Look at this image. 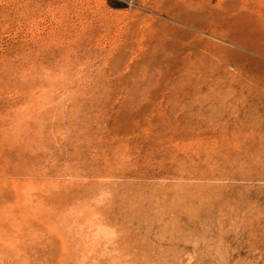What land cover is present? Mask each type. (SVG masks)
I'll list each match as a JSON object with an SVG mask.
<instances>
[{"label": "rangeland", "instance_id": "1", "mask_svg": "<svg viewBox=\"0 0 264 264\" xmlns=\"http://www.w3.org/2000/svg\"><path fill=\"white\" fill-rule=\"evenodd\" d=\"M184 2L0 0V264H264V0Z\"/></svg>", "mask_w": 264, "mask_h": 264}, {"label": "bare ground", "instance_id": "2", "mask_svg": "<svg viewBox=\"0 0 264 264\" xmlns=\"http://www.w3.org/2000/svg\"><path fill=\"white\" fill-rule=\"evenodd\" d=\"M137 6L158 13H164L167 16L188 20L185 13L178 9L183 5L184 0H136ZM187 5V1L184 2ZM175 5V7H173Z\"/></svg>", "mask_w": 264, "mask_h": 264}]
</instances>
